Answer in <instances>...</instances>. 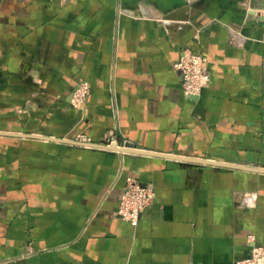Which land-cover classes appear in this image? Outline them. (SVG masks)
I'll use <instances>...</instances> for the list:
<instances>
[{"label":"crops","instance_id":"1","mask_svg":"<svg viewBox=\"0 0 264 264\" xmlns=\"http://www.w3.org/2000/svg\"><path fill=\"white\" fill-rule=\"evenodd\" d=\"M262 10L0 0V132L42 136L0 134V264H236L250 236L264 246V173L179 159L264 168ZM185 50L211 72L194 98L175 68ZM77 133L156 154L48 139ZM128 176L157 192L137 227L116 214Z\"/></svg>","mask_w":264,"mask_h":264},{"label":"built area","instance_id":"2","mask_svg":"<svg viewBox=\"0 0 264 264\" xmlns=\"http://www.w3.org/2000/svg\"><path fill=\"white\" fill-rule=\"evenodd\" d=\"M66 1L67 0H63V2ZM259 15L262 16L264 21V10L260 11ZM175 68L181 73L183 91L187 97L194 98L200 96L203 89L211 81V72L207 57L191 50H185L182 53L179 60L175 63ZM86 90V84L84 86L81 84L78 85L73 93L72 102H81V97ZM75 141L82 144L83 147L87 146L94 148L91 145L85 144L92 143L91 141ZM128 143L129 142L125 141L123 146L120 147L130 148L127 147ZM135 149L136 148L132 147V150ZM155 196L156 190L153 186H144L138 183V181L131 182V184H128L124 189L116 214L123 220L130 222L132 226L137 227L145 208L150 202H152ZM249 241L252 244L251 256L244 260H240L236 264H264V247L255 243L254 236H250Z\"/></svg>","mask_w":264,"mask_h":264},{"label":"water","instance_id":"3","mask_svg":"<svg viewBox=\"0 0 264 264\" xmlns=\"http://www.w3.org/2000/svg\"><path fill=\"white\" fill-rule=\"evenodd\" d=\"M0 134L16 135V136H27V137H42V136H37V135H34V134H18V133L15 134V133H7V132H0ZM48 139L58 140V141H61V142H68L70 144H74V145H78V146L81 145L82 146V144H80L79 142H77L75 140L56 139V138H48ZM91 146H93L94 148H102V149H105V150L118 151V152H121V153L156 154L154 152H146V151L142 152V151L132 150V147L136 148L137 145L133 144V143H130V142L127 144V147H130V148H118V146H116V145L107 146V145H100V144H93ZM157 155H163V154H157ZM176 158H179V157H176ZM179 159L182 162H184L185 164H196V163L197 164H207V165H212V166H216V167H226V168L253 170V171H256V172L264 173V168H253V167L243 166V165H239V164H233V163H227V162H218V161H215V160H205V159H195V158H185V157H181Z\"/></svg>","mask_w":264,"mask_h":264},{"label":"rangeland","instance_id":"4","mask_svg":"<svg viewBox=\"0 0 264 264\" xmlns=\"http://www.w3.org/2000/svg\"><path fill=\"white\" fill-rule=\"evenodd\" d=\"M61 2L62 3H65V2H63V0H61ZM67 2V1H66ZM84 83V84H83ZM85 85L86 84V86H87V90H86V92L84 93V95H82V97H81V102H79V101H77V102H75V103H73L72 102V105L75 107V108H77V109H82L83 108V105L85 104V102L88 100V98H89V96H90V92H91V86H90V84L87 82V81H85V80H82V81H80L79 82V84L78 85ZM74 139L75 140H86V141H91L92 143H95L93 140H92V138H90L89 136H87L86 134H84V133H77L76 135H75V137H74ZM112 140H113V137L111 136L110 138H108V139H106V141H102V142H99V144L100 145H107V146H109V145H113L112 144ZM96 144H98V143H96ZM124 144V143H123ZM123 144L121 143V144H117L118 146H123ZM81 146V145H80ZM82 147V146H81ZM84 147H87V146H84ZM87 148H92V147H87ZM137 148V147H136ZM130 179V180H129ZM138 181V183H140V184H142V185H144V186H152V185H149V184H144V183H142V181H140L138 178H135V177H133V176H128V177H126V180H125V186H124V189H125V187L128 185V184H131V182H137ZM130 182V183H129ZM154 188V187H153ZM124 189H123V192H124ZM123 194V193H122ZM156 195H157V192H156ZM121 197H122V195H121ZM121 197H120V202H121ZM251 197L252 198H254L255 197V195L253 194V195H251ZM155 198H156V196H155ZM154 198V199H155ZM154 199L152 200V202H150L148 205H147V207L145 208V210L148 208V207H150L151 205H152V203H153V201H154ZM120 202H119V205H120ZM118 208H119V206H118ZM118 208H117V210H118ZM145 210H144V212H145ZM143 212V213H144ZM116 213H117V211H116ZM120 217V216H119ZM255 238V237H254ZM262 247H264V246H262ZM251 256V255H250ZM246 259V258H245ZM244 260V259H243ZM240 261V260H239ZM238 261V262H239Z\"/></svg>","mask_w":264,"mask_h":264},{"label":"bare ground","instance_id":"5","mask_svg":"<svg viewBox=\"0 0 264 264\" xmlns=\"http://www.w3.org/2000/svg\"><path fill=\"white\" fill-rule=\"evenodd\" d=\"M85 144H87V143H85ZM87 145H93V144H87ZM117 146V145H116ZM118 148H126V147H120V146H118ZM136 151H142V152H144L145 150H141V149H139V148H136L135 149ZM147 152V151H146Z\"/></svg>","mask_w":264,"mask_h":264}]
</instances>
